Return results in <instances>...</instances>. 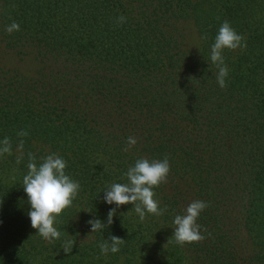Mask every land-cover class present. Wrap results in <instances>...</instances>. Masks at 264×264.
Masks as SVG:
<instances>
[{"label":"trees","instance_id":"16d2710c","mask_svg":"<svg viewBox=\"0 0 264 264\" xmlns=\"http://www.w3.org/2000/svg\"><path fill=\"white\" fill-rule=\"evenodd\" d=\"M225 20L247 46L224 50L229 73L221 88L210 51ZM13 21L20 30L9 34ZM9 51L40 63L37 74L7 66ZM129 136L137 144L125 152ZM5 137L12 154L0 156V264H264V0H0ZM29 152L37 163L59 154L80 184L52 243L28 216ZM165 156L167 182L153 189L163 215L140 221L126 204L111 225L90 233L87 222L106 223L115 207L103 201V188L125 183L136 159ZM237 193L236 229L245 241L230 231L228 203ZM194 200L208 203L197 220L205 238L181 247L172 221ZM110 235L125 242L102 255ZM67 240L75 242L68 254Z\"/></svg>","mask_w":264,"mask_h":264},{"label":"clouds","instance_id":"9594fccd","mask_svg":"<svg viewBox=\"0 0 264 264\" xmlns=\"http://www.w3.org/2000/svg\"><path fill=\"white\" fill-rule=\"evenodd\" d=\"M117 22L120 24L126 22V17H118ZM5 30L11 34L13 31H19L20 25L13 21L6 26ZM246 46L245 38L235 31L229 21L225 20L218 29L210 51V61L218 70L216 80L221 88L227 86L225 78L229 73L224 62V50L234 51ZM17 135L27 136L28 132L21 130ZM136 144L137 139L134 136H129L123 151H130ZM23 147L24 141L21 140L17 145V151L20 153L17 163H20L23 158ZM4 154H12V144L8 137L0 140V156ZM27 155V173L23 176L22 186L27 195V202L30 204L28 216L31 227L36 229V233L45 241L52 243L61 237L60 231L54 226L57 217L63 210L71 206L79 193L80 184L66 174L67 161L59 154L50 153L40 157L39 163H37L35 154L29 152ZM169 172L170 162L167 156L162 160L149 159L148 157L136 159L134 165H130L123 174V178H126L125 183L114 182L103 188V201L109 205L114 204L115 207L108 211L106 223L100 219H90L87 222L91 225L90 233L104 230L111 225L117 209L126 204L132 205L140 221H144L147 214L163 215L166 208L159 207V201L154 199L153 189L167 182ZM207 207V202L194 200L183 210V214L175 215L172 223L174 225L173 236L177 245L183 247L185 244L198 243L205 238L201 234V226L197 220L200 213ZM124 242L123 238L110 235L99 245L101 254L118 252ZM74 244V241L67 240L61 245V248L68 254L72 252Z\"/></svg>","mask_w":264,"mask_h":264},{"label":"rangeland","instance_id":"374dc122","mask_svg":"<svg viewBox=\"0 0 264 264\" xmlns=\"http://www.w3.org/2000/svg\"><path fill=\"white\" fill-rule=\"evenodd\" d=\"M189 41L194 44V46L198 43L197 34L192 29L191 37H189ZM3 63V59H2ZM5 64L11 68L20 69L22 72L27 75L33 76L37 74V71L40 69L41 64L35 61L31 56L21 58L19 55H16L14 52H7L5 54ZM229 207H231V215H232V227L230 231L236 235L238 233V238L245 241V233L243 230L236 229L237 222L241 217H243V200L239 193L236 194V197H232L229 200ZM235 209V210H234Z\"/></svg>","mask_w":264,"mask_h":264}]
</instances>
